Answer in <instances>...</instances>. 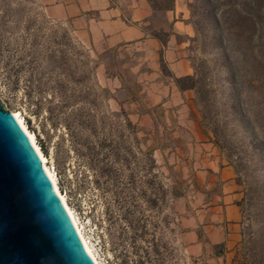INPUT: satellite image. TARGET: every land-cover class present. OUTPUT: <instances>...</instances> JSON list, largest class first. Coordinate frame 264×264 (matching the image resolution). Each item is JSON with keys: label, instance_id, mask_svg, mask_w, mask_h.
<instances>
[{"label": "rangeland", "instance_id": "374dc122", "mask_svg": "<svg viewBox=\"0 0 264 264\" xmlns=\"http://www.w3.org/2000/svg\"><path fill=\"white\" fill-rule=\"evenodd\" d=\"M69 1L0 0V101L21 113L52 158L58 187L100 262L138 264L142 255L144 264H238L244 244L264 242V166L243 144L227 62L214 38L223 35L237 90L255 91L250 57L236 52L247 34L238 36L234 24L243 3L255 19L254 42L262 44L264 0L190 4L193 73L206 77L211 114L229 150L216 144L195 89V112L172 99L175 78L162 61L160 73L138 75L136 45L92 38L89 20H99L103 0L66 7L65 15L57 5ZM85 23L88 33L78 29ZM154 173L182 194L152 207ZM143 223L147 233L136 238ZM153 235L158 252H136V243Z\"/></svg>", "mask_w": 264, "mask_h": 264}, {"label": "water", "instance_id": "95a60500", "mask_svg": "<svg viewBox=\"0 0 264 264\" xmlns=\"http://www.w3.org/2000/svg\"><path fill=\"white\" fill-rule=\"evenodd\" d=\"M0 264H94L36 151L1 101Z\"/></svg>", "mask_w": 264, "mask_h": 264}, {"label": "crops", "instance_id": "0c3cea01", "mask_svg": "<svg viewBox=\"0 0 264 264\" xmlns=\"http://www.w3.org/2000/svg\"><path fill=\"white\" fill-rule=\"evenodd\" d=\"M121 1L118 5L115 0H103L102 10L98 11L99 20H89L91 25L95 24L91 26L94 27L91 29L92 38L101 39L108 46L117 42L136 45L137 53L140 55L142 52L136 62L138 75L160 73V61L166 65L174 78L193 74L194 67L190 56L191 41L195 37L190 13L192 0ZM82 2L87 3V0H70L65 5L59 3L57 8L60 10L63 6L66 15V7L70 10L73 7L84 8ZM87 8L96 10L99 7ZM80 27H84L82 30L88 33L86 23L84 26L80 25L79 30ZM141 70L144 72L141 73ZM171 89L172 99L175 100L176 97L177 104L183 103L185 109L195 112L192 89H180L175 82Z\"/></svg>", "mask_w": 264, "mask_h": 264}, {"label": "trees", "instance_id": "16d2710c", "mask_svg": "<svg viewBox=\"0 0 264 264\" xmlns=\"http://www.w3.org/2000/svg\"><path fill=\"white\" fill-rule=\"evenodd\" d=\"M205 4L210 0H202ZM246 3V2H245ZM251 4V3H246ZM256 6H260L258 2H254ZM257 18H260L258 15ZM212 22L216 25L218 24V18L212 17ZM236 34L238 36L247 34V43L243 45V49L237 50L236 52L244 59L250 57L251 66L256 71L257 74L251 79L252 87L255 91L251 93H244V96L237 90L238 85L236 81V73L234 67V61L230 57V53L227 51L226 46L221 42L223 40V35H218L214 40L220 43V57L227 62V76L229 79V85L233 87L232 89V102L231 111L234 113L235 120L237 121L239 129L243 133V138L245 143H243L247 148L252 149L251 152L255 157V164H260L264 166V42L262 44H256L254 42L255 36V19L253 14L247 13L245 11V5L242 3V9L236 11ZM220 29V28H219ZM218 29V31H219ZM206 77L203 73H199L198 69L195 68V72L191 75L181 76L175 78V82L180 89H195L197 94V101L201 105L204 112V117L210 121L212 126V131L214 134L216 144L224 149L229 150V145L224 137L222 127L218 125V122L214 119L215 115L211 114L212 105L211 100L208 97V91L205 89ZM250 106L249 110L247 107ZM247 138V139H246ZM227 152V158L233 163L231 153ZM152 193L150 197L151 206H159L163 200H165L167 194L172 197H176L182 194L179 188L175 185H170L169 187H164L157 173L152 176ZM241 183L240 179L238 180ZM264 183V176H263ZM137 231V229H136ZM147 233V229L143 223L141 234L136 235L144 236ZM259 243V242H258ZM219 245V244H218ZM217 246V245H216ZM142 251L144 256H148L150 252H158V243L155 241L154 235L151 239L145 238L144 243H136V252ZM222 253V250L219 251ZM238 257V264H264V242L257 245L244 244ZM138 264H144L142 255H138ZM149 258V257H148Z\"/></svg>", "mask_w": 264, "mask_h": 264}, {"label": "bare ground", "instance_id": "6f19581e", "mask_svg": "<svg viewBox=\"0 0 264 264\" xmlns=\"http://www.w3.org/2000/svg\"><path fill=\"white\" fill-rule=\"evenodd\" d=\"M5 105V104H4ZM13 114V117L15 118L16 122L18 123L19 127L25 134L27 140L29 143L33 146L34 150L36 151L39 160L41 162V165L46 173V176L55 192L57 195L60 203L62 204L64 210L66 211L68 217L71 220V223L79 237V240L81 241L83 247L85 248L86 252L88 253L89 257L93 261L94 264H102L97 256V253L91 244V242L87 239L85 236V233L83 231L82 224L79 221V218L75 211L71 208V206L68 204L66 195L60 191L57 183V178H56V173L52 167V158L48 159V157L43 154L42 150L39 148V146L36 145L35 143V135L32 132L29 134L26 125L24 124V117L21 115V113L17 110H10Z\"/></svg>", "mask_w": 264, "mask_h": 264}]
</instances>
